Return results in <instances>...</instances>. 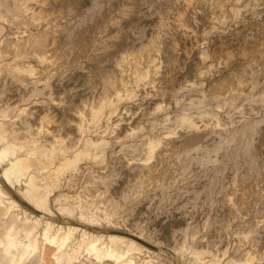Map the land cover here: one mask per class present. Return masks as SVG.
<instances>
[{
    "label": "rangeland",
    "instance_id": "obj_1",
    "mask_svg": "<svg viewBox=\"0 0 264 264\" xmlns=\"http://www.w3.org/2000/svg\"><path fill=\"white\" fill-rule=\"evenodd\" d=\"M191 1L187 5L184 0H49L43 10L51 20L34 29L19 22L15 0H0V40L44 32L55 63L44 72L29 56L15 63L8 58L0 61V127L11 141L23 136L21 144L30 145L31 140L46 138L39 137L35 127L40 116L51 113L55 123L51 135H65L71 144L79 135L75 114L81 101L97 97L103 81L117 73L121 53L140 50L163 19L167 24L159 46L163 62L158 78L150 76L161 93L142 87L127 105L135 109L134 116L120 109L109 122L115 134L90 136L96 141L93 156L98 160H81L59 180L58 190L49 197L52 217L57 223L82 224L107 235L129 238V233H140L184 259L176 262L160 255L159 264H186L185 249L204 252L212 264H264V56L255 61L236 56L228 69L211 58L222 48L236 53L244 42L251 47L264 40V0H224V16L214 20L212 0ZM177 12L183 15L179 24ZM25 62L39 71L37 80L20 73ZM5 65H11V75ZM240 73L242 89L213 90L224 77L223 87L229 90ZM151 142L155 148L149 157ZM149 171L150 183L135 178ZM242 188L249 194L245 201L237 191ZM87 191L95 195L94 201L85 199ZM66 194L85 201L80 214L90 222L64 203L61 196ZM64 208L70 212L59 211ZM1 210L0 264H47L40 245L33 259L19 258L13 249L5 252L6 232L12 226L16 242L27 243L28 234L13 222L21 217L17 212L3 216ZM73 250L71 246L68 251L73 264H91L82 250ZM247 252L258 257L247 262Z\"/></svg>",
    "mask_w": 264,
    "mask_h": 264
},
{
    "label": "bare ground",
    "instance_id": "obj_2",
    "mask_svg": "<svg viewBox=\"0 0 264 264\" xmlns=\"http://www.w3.org/2000/svg\"><path fill=\"white\" fill-rule=\"evenodd\" d=\"M48 1L47 0H15V4H14L15 9L18 15L20 16L19 22L23 21L25 27L34 28V29L39 28L42 24L47 26L48 22L51 19H50V15L43 10V7ZM184 1L187 5L193 2L191 0H184ZM203 1H207V0H203ZM211 4H212L211 6L212 20L222 18L225 13L224 0H212ZM176 14L177 16L175 18V22L179 24L181 22V18L183 17V15L180 12H177ZM121 16H123V14ZM178 24L177 26H179ZM111 26H112V22H111ZM166 27L167 24L163 19H161L159 23V27L157 28L159 29V31L155 35L150 36L148 43L145 44L140 50L138 49L137 52L131 51L124 54L121 53L120 58H118L115 63V67L118 69L117 73H113L112 75H109L103 81L102 92L97 97L92 96V98L90 99L81 101L80 105L76 108V114L73 113L77 116L76 118L78 119L76 130L79 135H77V137L74 135V137L72 138L73 142L71 141L72 142L71 144L67 143V141L64 138L65 136L64 134H63L64 136L61 135L53 136V134L51 135L50 128L54 123V117L51 115V113H47L40 116L38 118V122L37 123L35 122L36 123L35 130L37 131L36 134L41 138L43 137L46 138L38 141L31 140L30 145H28L27 143H25V145L23 143L21 144L20 141L22 139L24 140V138L23 136L20 135H19L20 137L16 136L15 138H13V140L17 142L11 141L6 136V130L0 127V210L3 209L4 212L3 216L10 215L13 212H17L18 214L17 216L20 215L21 217L18 219L13 218V222H15L19 228L24 230L27 229V234H28L27 243L16 242L14 239H12L13 233L15 232V229L12 228L13 227L12 226L6 232V246L4 248L5 252H8V250L13 249L16 251V254L18 255L19 258L24 256L32 258V255H34V253L38 250L37 246L40 245L46 250L45 260H48L47 264H73L75 259L73 257L71 258L70 255H68V251L71 252V246L74 247L73 252H76L77 249L82 250L86 256L90 257L91 264H159L156 261V259L160 255H164L165 258L175 260L176 262H178L180 259L184 260L181 258V256H178V254L174 250L172 252L167 248L153 244L152 242L147 241L146 238L140 235V233L139 234L129 233L130 235L127 234L129 238H127L125 237L126 234L125 236H119L114 234L107 235L104 232L103 233L97 231L94 232L93 230L86 229V227H84V225L82 224L73 225L71 223L67 224V222L65 223L64 221L57 223L58 221L56 222L53 219L54 217H52L51 211L48 207L49 197L52 196L53 192L57 191L59 188V180L64 179L68 172L77 168L81 160L83 161L86 160L87 158H89V160L90 158L92 159L95 158L93 156V151L96 146L95 145L96 141L91 140L90 136L92 134H95L96 132H100L101 134H109L111 132H114V130L111 131L109 122L111 121V119L117 116L118 111L120 109L124 110L125 114H131L132 116H134L135 109L133 108L134 110L132 109L133 111H131L130 109L127 108V105L135 101L137 97V93L142 87L144 88L145 86H148L152 88L155 93L161 91L160 88H158L153 84V79H150V76H152L153 78L155 76L157 77V74L161 69V63L163 61H161L159 57L160 54L159 46L162 37L165 34L164 31L166 30ZM164 28L165 30L163 31L162 29ZM25 32L26 29L23 30V32L20 33V35L24 34ZM184 34L186 33L183 32V35ZM47 37L49 38V36H46L44 32L39 34L30 32L27 36H23V35L15 36V40L11 42L7 41L5 38L1 39L0 61L8 58L14 62L15 60L20 59L22 56H27V57L29 56L32 57L36 62V64H38L43 69L42 71L45 72L50 66L52 67L54 63V58L49 52L50 51L49 49L51 48H49ZM106 42H108L109 45V41ZM106 42L104 44H106ZM247 44H248L247 42H244L241 47L237 46L238 49L235 50L236 53L233 50H227V47L226 49L222 48V50L220 49L221 51L219 52L218 55H216V57L214 54L211 56V58L213 61H217L219 59L218 61H221L224 68H227L231 63V61L235 60L236 56L241 58V60L243 59L245 61L247 60L248 57H251V61H255L257 59H263L264 56L263 39L257 41V43H254L257 45L254 46L251 45V47L247 46ZM176 46L177 44L175 42V47ZM11 65L13 64L11 63ZM10 67H7V69L9 70L11 75L13 70ZM22 67L20 73H22L23 75H25V77L32 80L35 79V76H37V73L39 72L33 65L29 63H26L24 67L23 68ZM17 69L18 68H16V70ZM240 75H243V73H240L239 77L237 75L238 77L237 80L230 83L229 90H225V88L223 87L226 81L224 80L225 77L219 78L217 82H215V87L213 90L219 93L220 92L229 93L228 91L234 92L235 90L242 89L245 82L240 78ZM137 109H139V107H137ZM115 128H119V125L118 127L117 125H115ZM134 131H138V130L136 129ZM122 132L123 131H121V133ZM8 133L10 132L8 131ZM39 137L37 138L40 139ZM66 137L69 138V135L67 134ZM113 140H115V137ZM82 147L84 148L83 150H81ZM98 147L99 146H97V148ZM154 148L155 145L153 142H151L149 144V150H150L149 157L153 156L152 151L154 150ZM96 160L98 159L95 158V160L93 161L91 160V161L96 162ZM149 160L150 158L148 159V161ZM121 163H123V161ZM151 173L152 172L150 171L148 173L139 172L138 174L136 173L137 175L135 176V178L138 179V182L142 181V183H150ZM147 186L148 184L146 185V187ZM92 191H87L88 193L84 195L85 199L89 198L90 200L94 201L95 195L92 193ZM237 191L241 199H244L245 201V197L249 195L248 190L242 188ZM13 194L16 196L15 199ZM61 197L64 203L79 211L80 219L86 220L87 222L91 221V218L83 217L80 214L82 204L85 203L84 200H82L78 196H75L73 198L72 196H69L67 194L62 195ZM59 211H64L67 213L70 212L69 209L67 208L59 209ZM37 227L39 228L38 232H36ZM31 232L32 233L36 232V233H34L35 235H32ZM185 252H187L185 257L186 258L185 262H187L186 264H212L208 260H205L204 252L199 253L193 250L188 251L187 249H185ZM254 253L255 255H257L258 252L255 251ZM255 255H252L251 253L247 252L246 261L250 262L253 260V258L258 257ZM66 256L68 257L66 258ZM223 260L225 261L224 258Z\"/></svg>",
    "mask_w": 264,
    "mask_h": 264
}]
</instances>
